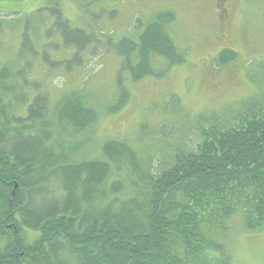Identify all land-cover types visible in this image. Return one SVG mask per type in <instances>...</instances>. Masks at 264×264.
<instances>
[{"label":"trees","instance_id":"1","mask_svg":"<svg viewBox=\"0 0 264 264\" xmlns=\"http://www.w3.org/2000/svg\"><path fill=\"white\" fill-rule=\"evenodd\" d=\"M216 1L224 24L233 0ZM51 10L80 63L81 53H92L94 35L73 29L58 5ZM175 21L172 11L149 22L136 18L139 35L108 46L119 57L122 81L108 114L129 102L123 73L139 82L185 63L186 49L171 31ZM236 59L224 49L215 63ZM24 76L0 68V264H235L224 238L228 222L239 215L245 231L264 230V106L244 105L233 121L226 111L191 120L176 106L181 132L165 159H143L116 138L96 143L99 155L88 159L64 137L96 125L100 113L91 99L74 92L54 105L53 90L41 87L32 103H19L17 80ZM124 169L127 175L116 177ZM127 188L135 194L121 197Z\"/></svg>","mask_w":264,"mask_h":264},{"label":"rangeland","instance_id":"2","mask_svg":"<svg viewBox=\"0 0 264 264\" xmlns=\"http://www.w3.org/2000/svg\"><path fill=\"white\" fill-rule=\"evenodd\" d=\"M216 3L0 0V68L9 65L25 73L24 80H17L22 87L17 93L19 103H32L41 87L47 92L53 90L49 102L54 105L74 92L91 99L90 105L100 113L96 125L75 139L64 137L73 148L79 145L77 157H98L100 146L97 151L96 143L116 138L127 140L143 159L154 155L157 163L172 153L169 147L175 145L181 132L174 107L180 106L191 120L224 111L232 120L244 105L264 106V0H233L229 3L232 17L224 24L218 19ZM56 5L73 29L94 35L95 47L90 55H79L80 63L75 59L77 49L64 45L62 29L55 26L57 17L51 9ZM160 11L176 15L171 31L180 47L186 49L185 63L173 66L163 78L148 77L139 82H132L129 74L123 73V84L131 93L129 102L121 112L108 114L106 108L116 102L122 83L119 57L108 46L124 35L138 36L134 31L136 18L149 22ZM25 34L30 43L24 44ZM103 46L107 48L105 53H101ZM224 49L234 51L237 59L220 67L215 59ZM116 174L121 179L127 175L125 169ZM132 194L135 192L127 188L121 197ZM224 238L235 264H264V230L245 231L237 215L228 222Z\"/></svg>","mask_w":264,"mask_h":264},{"label":"bare ground","instance_id":"3","mask_svg":"<svg viewBox=\"0 0 264 264\" xmlns=\"http://www.w3.org/2000/svg\"><path fill=\"white\" fill-rule=\"evenodd\" d=\"M258 1H261V0H258ZM253 2V1H252ZM261 3V2H260ZM263 6V5H262ZM264 9V8H263ZM264 15V14H263ZM84 23H86L85 21H84ZM82 24V23H81ZM16 28V27H15ZM13 29H14V27H13ZM50 31V30H49ZM87 31V30H86ZM45 33V32H44ZM86 33V32H85ZM88 33V32H87ZM26 35V34H25ZM43 36V35H42ZM41 37V36H40ZM47 39V38H46ZM37 41V40H36ZM32 42H35V40L34 41H32ZM36 44H37V42H36ZM50 44V43H49ZM114 89V88H113ZM116 90V89H115ZM86 146H87V144H86ZM254 196V195H253Z\"/></svg>","mask_w":264,"mask_h":264},{"label":"flooded vegetation","instance_id":"4","mask_svg":"<svg viewBox=\"0 0 264 264\" xmlns=\"http://www.w3.org/2000/svg\"><path fill=\"white\" fill-rule=\"evenodd\" d=\"M220 7V6H219Z\"/></svg>","mask_w":264,"mask_h":264}]
</instances>
